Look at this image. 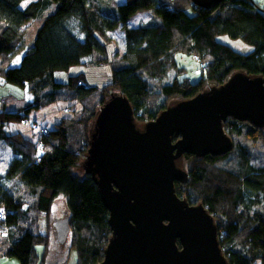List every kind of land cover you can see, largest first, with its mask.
<instances>
[{
	"label": "trees",
	"instance_id": "trees-1",
	"mask_svg": "<svg viewBox=\"0 0 264 264\" xmlns=\"http://www.w3.org/2000/svg\"><path fill=\"white\" fill-rule=\"evenodd\" d=\"M23 1L0 0V86H17L23 97L17 111L6 110L4 104L0 108V142L12 154L0 173V206L5 211L0 232L7 229L0 237V257L44 264L48 238L35 230L36 224L63 197L75 264H98L111 236L108 211L90 176L74 172L85 158L98 109L111 94H122L136 124L143 125L170 104L190 99L209 85L217 87L233 73L264 77V9L254 0H229L209 9L193 6L191 0H125L111 14L106 11L109 0H31L21 7ZM139 10H150L158 21L129 27L128 19ZM32 20L39 25L28 44L23 29ZM114 29L122 31L124 48L118 63L110 64L109 84L88 86L83 73L65 83L54 80L55 71H68L91 55L94 62L109 61L100 37ZM219 36L239 39L249 49L237 51ZM179 53L201 61L196 79L177 65L174 57ZM172 68V80L163 81ZM57 102L67 107L77 102L78 107L45 129L36 143L7 131L11 124L30 125L31 111ZM222 127L232 150L201 158L184 154L176 164L187 177L174 182L175 193L189 205L201 204L214 218L228 264H264V166L252 165L245 145L234 140L245 136L264 144V128L230 117ZM232 152L235 168L219 166ZM35 244L43 245L40 255Z\"/></svg>",
	"mask_w": 264,
	"mask_h": 264
},
{
	"label": "water",
	"instance_id": "water-1",
	"mask_svg": "<svg viewBox=\"0 0 264 264\" xmlns=\"http://www.w3.org/2000/svg\"><path fill=\"white\" fill-rule=\"evenodd\" d=\"M225 1L191 3L209 9ZM229 117L264 128V77L233 73L217 87L170 104L141 127L124 95L106 99L81 162L108 211L111 236L98 264H228L214 218L201 204L177 196L174 182L187 177L176 164L184 154L201 158L232 150L222 127ZM53 226L63 244L68 217Z\"/></svg>",
	"mask_w": 264,
	"mask_h": 264
},
{
	"label": "rangeland",
	"instance_id": "rangeland-1",
	"mask_svg": "<svg viewBox=\"0 0 264 264\" xmlns=\"http://www.w3.org/2000/svg\"><path fill=\"white\" fill-rule=\"evenodd\" d=\"M31 0H24L21 3V7L26 5ZM259 7L264 9V0H254ZM125 2V0H109L107 3L108 8L106 11L110 12L111 14H115V6L122 4ZM50 11V8H48L47 12H44V14L48 13ZM150 10H139L135 14H133L127 21V25L129 27H137L142 24H145L149 18L150 14L148 13ZM151 21H155V18H153ZM158 21V19H157ZM39 25V21L32 20L24 27V32L26 36V41L28 44H31L33 41V38L35 36V30L36 27ZM102 41H105L104 44L108 45L105 48L106 53L105 56L109 60L107 62H94V57L91 55L90 57H86L83 59V64L72 66L68 71L65 70H57L54 72V80L59 83H65L67 82V79L70 75H74L79 73L83 69V72H85L86 75L89 76V78H86L87 82L95 87L102 88L103 86L109 84L112 80V70H111V63L115 62L118 63V59L120 57V54L123 52L124 48V40H123V33L122 31L118 29H114L112 31H108L106 33V38L100 37ZM217 39L221 42H224L225 44H228L232 48H234L237 51L245 52L249 49V46H247L244 42H242L239 39L233 40L227 36H219ZM98 55V54H97ZM177 63L179 67H184L187 70L188 77L192 78V80L196 79L199 73V67L200 66V60L195 56L185 55L182 53L177 54ZM175 69L172 68L168 71L167 78L163 81L170 82L172 78L174 77ZM255 77V76H252ZM210 86V85H209ZM207 88H210V87ZM206 89V88H205ZM115 93V92H114ZM7 95V96H6ZM2 96H6L4 100V105L6 110L9 111H17L20 106L23 105V97H22V91L19 87L6 84L0 86V103L2 102ZM107 98V97H106ZM66 103L64 102H57L50 105H47L45 107H41L39 109V114H37V118L39 120H45L46 117H52V116H60V115H68L69 113H74L70 108L76 109L78 107V103L75 102L72 107L64 106ZM46 109V110H45ZM76 111V110H74ZM31 119H33L31 117ZM34 121V120H33ZM139 123V122H138ZM245 123V122H243ZM50 124V123H49ZM49 126V125H47ZM41 122L34 121L30 125H27L26 133L28 139L34 141L33 143H36V140L39 135L43 134L41 131L42 129H48L47 127ZM138 127H141V123L137 124ZM245 129V127H243ZM14 132V131H11ZM264 132V130H262ZM236 142H240L242 145H245L247 154L249 157V162L254 165L255 167L264 166V144L258 140L248 139L247 137L240 136V138L235 137L234 139ZM35 150L40 152L41 150L36 147ZM12 154L9 152L8 146H6L3 142H0V173H3L5 168L7 167V164L9 162V159H11ZM83 160V159H82ZM223 166L226 168H235L236 159L234 152H232V157L228 158L226 161L219 162V166ZM80 165V164H79ZM184 165V164H183ZM184 167V166H182ZM74 172L82 177L84 175V170L82 169L81 165L79 167H76L74 169ZM14 187L17 189V193L21 192V189H18V185H14ZM54 206H57L54 211L51 210L48 217L41 215L37 221L36 228L39 233L47 235V246L45 251V261L44 264H75L76 261V253L73 248H69L68 244L65 243L62 245L58 243L55 237V229L53 226V220H60L64 218V211L66 210L64 203L59 198H56L54 201ZM258 211L261 212L262 207L258 206L256 208ZM17 230H15V233ZM5 232L4 230V235ZM3 233V232H0ZM0 237L1 234H0ZM69 243V242H68ZM34 250L37 254H41L43 251V245L35 244ZM47 259V260H46ZM0 264H20V262L16 258H10V257H0Z\"/></svg>",
	"mask_w": 264,
	"mask_h": 264
},
{
	"label": "crops",
	"instance_id": "crops-1",
	"mask_svg": "<svg viewBox=\"0 0 264 264\" xmlns=\"http://www.w3.org/2000/svg\"><path fill=\"white\" fill-rule=\"evenodd\" d=\"M149 14H150V18H149V20L147 21V22H150L153 18H154V16H153V14H152V12L151 11H149L148 12ZM135 14V13H134ZM146 22V23H147ZM155 22H157V19H155ZM123 40H124V37H123ZM106 46H108V45H105V47ZM106 49H109V47L108 48H106ZM177 54L175 55V61H176V63H177V60H176V58H177ZM177 65H178V63H177ZM181 68H184V67H181ZM79 73H83L84 74V77H85V82H86V84L88 85V86H92V85H90L88 82H87V80H86V78H89V76L88 75H86L85 74V72H83V69L81 70V71H79ZM79 73H77V74H79ZM77 74H74V75H77ZM70 76H72V75H70ZM90 79V78H89ZM7 96V95H6ZM5 96V97H6ZM4 96H2V99H1V103H0V108H1V104H4L5 102H4V98H5ZM64 106H67V105H65L64 104ZM39 109H41V108H39ZM33 110V111H31L29 114H28V116H29V120L31 121V123L32 122H34V121H37V122H41V123H43L44 125H49V126H47V127H52V125L55 123V122H57L62 116H64V115H60V116H52V117H46L45 118V120H39L38 118H37V114H39V111L40 110ZM46 110V109H45ZM31 117L33 118V119H31ZM34 120V121H33ZM50 123V124H49ZM26 124H21V123H16V124H11V125H8L7 126V131L8 132H11V131H14V132H20L24 137H27L26 135H27V133H26V126H25ZM60 200H62V202L64 203V205H65V202H64V199H63V197H58ZM56 207L57 206H54V202H53V204H52V206H51V210L52 211H54L55 209H56ZM66 208V207H65ZM66 214H67V212H66V210L64 211V216H66ZM53 221H55V220H53ZM6 233V232H5ZM2 235H4V232L2 233ZM56 237V236H55ZM67 241H66V244H68V246H69V248L71 247L70 246V244H71V234H70V232L68 233V236H67V239H66ZM69 242V243H68ZM63 245V244H62ZM43 252V251H42ZM47 260V259H46ZM76 262V261H75ZM45 263H46V261H45Z\"/></svg>",
	"mask_w": 264,
	"mask_h": 264
},
{
	"label": "built area",
	"instance_id": "built-area-1",
	"mask_svg": "<svg viewBox=\"0 0 264 264\" xmlns=\"http://www.w3.org/2000/svg\"><path fill=\"white\" fill-rule=\"evenodd\" d=\"M198 58V57H197ZM84 83L82 81H78V85H83ZM43 133H46L47 131L45 129L41 130ZM5 219V211L4 209L0 206V222L4 221Z\"/></svg>",
	"mask_w": 264,
	"mask_h": 264
},
{
	"label": "clouds",
	"instance_id": "clouds-1",
	"mask_svg": "<svg viewBox=\"0 0 264 264\" xmlns=\"http://www.w3.org/2000/svg\"><path fill=\"white\" fill-rule=\"evenodd\" d=\"M191 4H192V3H191ZM83 83H84V82H83ZM84 84H85V83H84ZM64 217H65V216H64ZM55 221H56V220H55ZM69 232H70V230H69ZM67 236H68V235H67ZM66 239H67V238H66ZM65 241H66V240H65ZM64 243H65V242H64ZM64 243H63V244H64Z\"/></svg>",
	"mask_w": 264,
	"mask_h": 264
},
{
	"label": "bare ground",
	"instance_id": "bare-ground-1",
	"mask_svg": "<svg viewBox=\"0 0 264 264\" xmlns=\"http://www.w3.org/2000/svg\"><path fill=\"white\" fill-rule=\"evenodd\" d=\"M1 235H2V233H1Z\"/></svg>",
	"mask_w": 264,
	"mask_h": 264
}]
</instances>
